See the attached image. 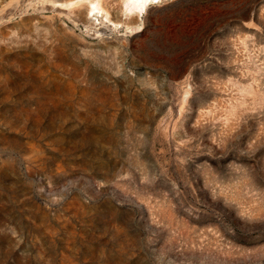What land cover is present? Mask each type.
I'll use <instances>...</instances> for the list:
<instances>
[{"label":"rangeland","instance_id":"obj_1","mask_svg":"<svg viewBox=\"0 0 264 264\" xmlns=\"http://www.w3.org/2000/svg\"><path fill=\"white\" fill-rule=\"evenodd\" d=\"M90 1L0 0V264H264V0Z\"/></svg>","mask_w":264,"mask_h":264},{"label":"bare ground","instance_id":"obj_2","mask_svg":"<svg viewBox=\"0 0 264 264\" xmlns=\"http://www.w3.org/2000/svg\"><path fill=\"white\" fill-rule=\"evenodd\" d=\"M162 0H157L156 3H144L142 2V0H126L125 1V13L129 16H137V17H141L143 16L147 10L155 5L158 4L159 2H161ZM102 9L99 6V2L98 0H93L90 1V15H99L101 14V17H104L103 13H102ZM105 18H107V16H105Z\"/></svg>","mask_w":264,"mask_h":264},{"label":"snow or ice","instance_id":"obj_3","mask_svg":"<svg viewBox=\"0 0 264 264\" xmlns=\"http://www.w3.org/2000/svg\"><path fill=\"white\" fill-rule=\"evenodd\" d=\"M144 3H156L157 0H142Z\"/></svg>","mask_w":264,"mask_h":264}]
</instances>
